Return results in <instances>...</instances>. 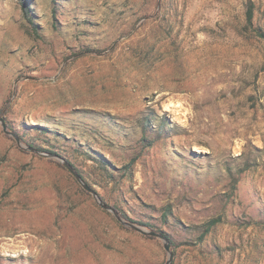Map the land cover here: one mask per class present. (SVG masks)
<instances>
[{
  "label": "rangeland",
  "instance_id": "obj_1",
  "mask_svg": "<svg viewBox=\"0 0 264 264\" xmlns=\"http://www.w3.org/2000/svg\"><path fill=\"white\" fill-rule=\"evenodd\" d=\"M0 118L171 264H264V0H0ZM146 235L0 123V264H164Z\"/></svg>",
  "mask_w": 264,
  "mask_h": 264
},
{
  "label": "water",
  "instance_id": "obj_2",
  "mask_svg": "<svg viewBox=\"0 0 264 264\" xmlns=\"http://www.w3.org/2000/svg\"><path fill=\"white\" fill-rule=\"evenodd\" d=\"M0 123H1V125H2V129H3V131L6 133V134H8V135H10V136H12L14 139H15V141H16V143H17V145L20 147V148H22V149H25V150H27V151H31V152H35V153H37V154H40L41 156H45V157H48V158H54V159H56V160H58V161H60L73 175H74V177L77 179V181L83 186V188L85 189V190H87V191H89V192H91L92 194H93V196L95 197V199H96V201H97V203L101 206V207H103V208H105V209H107V210H109V211H111L113 214H114V216L118 219V221L120 222V223H122L123 225H125V226H128V227H130V228H133V229H135V230H137V231H139V232H141V233H143V234H148V235H152V236H157L158 238H160L161 240H162V244H163V248H164V250L167 252V259H166V261H165V263L164 264H171V262H172V259H173V252H172V250H171V248H170V242H169V240H168V238L167 237H165L164 235H162V234H160V233H156L155 231H152V230H148V229H144V228H142L141 226H139V225H136V224H134V223H132V222H130V221H127V220H125L124 218H122L111 206H109V205H107L106 203H104L102 200H101V198L97 195V193L96 192H94L84 181H83V179L81 178V176L75 171V169L73 168V166L70 164V163H68L64 158H62V157H60L59 155H57V154H51V153H47V152H43V151H40V150H38V149H36V148H34V147H31V146H29V145H26L25 143H23L22 141H21V139L18 137V135H16L14 132H11V131H9L8 129H7V127H6V125H5V123L3 122V120L0 118Z\"/></svg>",
  "mask_w": 264,
  "mask_h": 264
},
{
  "label": "trees",
  "instance_id": "obj_3",
  "mask_svg": "<svg viewBox=\"0 0 264 264\" xmlns=\"http://www.w3.org/2000/svg\"><path fill=\"white\" fill-rule=\"evenodd\" d=\"M252 4H248L247 5V11H246V19H247V21L248 22H251V19H252ZM34 128H36V129H41V130H44V131H46L47 130V128L46 127H43V126H33ZM18 134V133H17ZM18 136H19V138L21 139V141L23 142V143H25V144H27V145H29V146H31V147H34V148H36V149H38V150H40V151H43V152H47V153H51V154H57V155H59V156H62V155H60V154H58V153H55L54 151H52V150H50V149H47V148H41V147H39V146H35L34 144H32V143H28L26 140H25V138L22 136V135H20V134H18ZM67 159V158H66ZM102 160L104 161V163L106 162L107 163V161L105 160V159H103L102 158ZM67 161L69 162V163H71L70 162V160H68L67 159ZM72 164V163H71ZM73 165V164H72ZM129 166H130V164L128 163L126 166H124V168H129ZM73 167H74V169L78 172V170L76 169V167L73 165ZM79 173V172H78ZM80 174V173H79ZM81 175V174H80ZM81 177L83 178V176L81 175ZM84 179V178H83ZM119 213H120V215H122L123 217H125L126 219H128L129 221H131V222H133V223H137V222H135L134 220H131L130 218H128L124 213H122V212H120L119 211ZM139 224V223H138ZM145 226L148 228V229H150V230H153L152 228H151V226L150 225H146L145 224ZM208 230V229H207ZM163 233V232H162ZM163 235H165L168 239H170L169 238V236L167 235V234H165V233H163ZM147 237H151L150 235H146ZM170 243L172 244V241H170Z\"/></svg>",
  "mask_w": 264,
  "mask_h": 264
}]
</instances>
